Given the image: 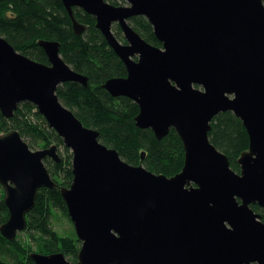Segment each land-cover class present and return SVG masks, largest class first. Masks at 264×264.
<instances>
[{"label":"water","instance_id":"obj_1","mask_svg":"<svg viewBox=\"0 0 264 264\" xmlns=\"http://www.w3.org/2000/svg\"><path fill=\"white\" fill-rule=\"evenodd\" d=\"M125 1L62 0L74 31H84L73 10L82 8L126 66L125 77L102 86L137 103V127L151 128L158 139L175 129L183 168L158 174L99 141L100 132L57 94L62 83L88 80L64 60L59 41H38L46 64L0 35L1 113L12 117L31 102L73 156V180L61 195L82 242L78 260L62 251L31 257L37 264H264V221L252 208H264V0ZM133 15L150 21L161 47L127 23ZM228 111L249 138L239 171L209 136L213 119ZM47 157L61 160L57 145L33 150L18 130L0 134V183L10 212L0 232L10 241L26 228L39 189L57 186Z\"/></svg>","mask_w":264,"mask_h":264},{"label":"trees","instance_id":"obj_2","mask_svg":"<svg viewBox=\"0 0 264 264\" xmlns=\"http://www.w3.org/2000/svg\"><path fill=\"white\" fill-rule=\"evenodd\" d=\"M107 1L120 4L118 0ZM73 10L75 18L87 26L79 34L72 28L71 16L62 0H0V35L17 51L46 64L49 63L48 57L38 41H59L60 54L64 60L74 70L88 76L87 84L71 81L59 85L57 94L63 104L84 125L98 130L101 142L117 149L127 162L134 165L143 163L151 171L168 176L177 174L181 171L185 158L179 134L171 129L167 136L158 139L151 129L136 126L138 105L127 97L112 96L102 86L110 77L126 76L124 63L96 27L95 17L78 7ZM10 16L13 18H9ZM130 22L144 39L162 46L145 17H135ZM113 30L124 41L118 24L114 25ZM211 125L210 140L229 156L232 168L239 171L237 159L249 147L248 134L242 120L228 111L218 114ZM10 130H18L22 137H28L31 148L35 146L36 140L43 148L56 143L68 153L60 151V162L45 159L57 186L39 189L36 204L27 216L25 240L17 238L10 241L0 233V264H37L31 257L32 252L50 254L60 251L69 260L77 262L81 241L75 232L58 231L51 219L54 209L69 216L60 186H69L73 180L71 150L31 102L21 103L12 117H5L0 111V134ZM4 196V189L0 184V225L9 218ZM252 208L262 215L264 221V208L258 204L252 205Z\"/></svg>","mask_w":264,"mask_h":264},{"label":"rangeland","instance_id":"obj_3","mask_svg":"<svg viewBox=\"0 0 264 264\" xmlns=\"http://www.w3.org/2000/svg\"><path fill=\"white\" fill-rule=\"evenodd\" d=\"M80 9H82V8H80ZM88 13V12H87ZM89 14V13H88ZM91 15V14H90ZM94 17V16H93ZM72 20V19H71ZM96 20V19H95ZM81 24L82 25H84L85 26V24H83L82 22H81ZM72 28H73V21H72ZM74 29V28H73ZM85 31V30H84ZM60 52H61V49H60ZM63 57V56H62ZM25 102H27V101H25ZM63 103V102H62ZM19 107V106H18ZM41 113V112H40ZM43 115V114H42ZM23 139H24V141H26L28 144L30 143V139L27 137V138H25V137H23ZM38 144H39V142H38ZM37 144V141L35 140V143H34V147L32 148L33 150H38V149H42L43 147H41V146H39ZM53 145H57L56 143H52V144H50V146L49 147H52ZM58 146V145H57ZM46 148H48V147H46ZM60 151L61 152H63V153H65V154H67L68 152H66L65 151V149H63V146H59L58 147V153L60 154ZM70 153H72L71 151H70ZM47 158H50V157H47ZM46 159V158H45ZM45 159H44V162H45ZM51 160H53L52 158H50ZM61 159V158H60ZM53 161H55V160H53ZM45 164H46V162H45ZM48 168V167H47ZM49 170V169H48ZM50 172V171H49ZM1 184V183H0ZM1 186H2V188L4 187L2 184H1ZM61 187H70V185L69 186H60V192H61ZM42 188H45V187H42ZM4 189V193H5V196H4V201H5V197H6V190H5V188H3ZM7 205V204H6ZM8 207V206H7ZM8 210H9V208H8ZM9 216H10V212H9ZM28 216V215H27ZM52 223L54 224V227L58 230V231H60V232H62V233H69L70 231H72V233L73 232H75L76 233V231H75V227H74V224H73V222H72V220H71V218H70V216H66V215H64V213L63 212H61V211H59V210H57V209H54L53 210V216H52ZM8 220V219H7ZM6 220V221H7ZM26 230H27V226H26V228L25 229H23V230H21V231H18L17 232V234H16V239L18 238L19 240H25L26 239V235H27V232H26ZM1 233V232H0ZM1 235H2V233H1ZM68 235V234H67ZM3 236V235H2ZM4 237V236H3ZM5 238V237H4ZM7 239V238H6ZM15 239V240H16ZM8 240V239H7ZM69 260V259H68ZM70 261H72V260H70Z\"/></svg>","mask_w":264,"mask_h":264},{"label":"bare ground","instance_id":"obj_4","mask_svg":"<svg viewBox=\"0 0 264 264\" xmlns=\"http://www.w3.org/2000/svg\"><path fill=\"white\" fill-rule=\"evenodd\" d=\"M107 1V0H106ZM107 2H109V1H107ZM118 2L120 3V4H114V5H129V3H127L125 0H118ZM109 3H111V2H109ZM111 4H113V3H111ZM86 12V11H85ZM92 15V14H91ZM93 16V15H92ZM140 16H143V17H145L144 15H133V16H131V17H128V18H126V21H127V23L134 29V27L132 26V24H131V20L133 19V18H135V17H140ZM95 17V16H94ZM146 18V17H145ZM95 19H96V17H95ZM147 19V18H146ZM78 20V19H77ZM148 20V19H147ZM79 21V20H78ZM149 21V20H148ZM80 22V21H79ZM81 23V22H80ZM96 23H97V19H96ZM149 23H150V21H149ZM115 24H118V22H116ZM114 22H113V25H112V27H114ZM151 24V23H150ZM96 25V24H95ZM119 25V24H118ZM152 25V24H151ZM120 26V25H119ZM97 27V26H96ZM153 27V26H152ZM87 28V26L85 25L84 27H83V29L85 30ZM121 30H122V28H121ZM135 30V29H134ZM153 30H154V28H153ZM114 31V30H113ZM136 31V30H135ZM137 32V31H136ZM137 33H139V32H137ZM155 33V32H154ZM140 34V33H139ZM122 35H123V38H124V41L126 42V39H125V37H124V34H123V30H122ZM141 35V34H140ZM104 36V35H103ZM117 36V35H116ZM118 37V36H117ZM141 37H142V35H141ZM105 38V37H104ZM143 38V37H142ZM119 39V38H118ZM144 39V38H143ZM144 40H146V39H144ZM159 40V39H158ZM107 41V40H106ZM121 42H123V43H125L124 41H122V40H120ZM147 41V40H146ZM160 41V40H159ZM148 42V41H147ZM161 42V41H160ZM108 43V42H107ZM150 43V42H149ZM126 44V43H125ZM152 44V43H151ZM162 44V43H161ZM108 45H109V43H108ZM154 45V44H153ZM110 46V45H109ZM156 46V45H155ZM111 47V46H110ZM159 47H161V46H159ZM113 49V48H112ZM113 51L115 52V50L113 49ZM115 54H116V52H115ZM117 55V54H116ZM118 56V55H117ZM119 57V56H118ZM120 58V57H119ZM134 59H137L136 57H133ZM121 59V58H120ZM123 62V61H122ZM124 63V62H123ZM125 65V64H124ZM126 67V66H125ZM127 70V69H126ZM127 75V74H126ZM116 77V76H115ZM125 77V76H124ZM110 78H112V77H110ZM109 78V79H110ZM108 80V79H107ZM106 80V81H107ZM105 81V82H106ZM68 82H71V81H68ZM78 82H80V81H78ZM104 82V83H105ZM80 83H83V84H85L84 82H80ZM87 83H88V80H87ZM86 83V84H87ZM103 83V84H104ZM62 84H64V83H62ZM61 85V84H60ZM107 90V89H106ZM108 91V90H107ZM109 92V91H108ZM110 93V92H109ZM111 94V93H110ZM112 95V94H111ZM113 96V95H112ZM115 97V96H114ZM117 97H126V96H117ZM127 98H129V97H127ZM129 99H131V98H129ZM132 100V99H131ZM133 101V100H132ZM136 103V102H135ZM137 104V103H136ZM139 107V106H138ZM135 124H136V122H135ZM145 129V128H144ZM147 129H151V128H147ZM152 130V129H151ZM175 130V129H174ZM98 131V130H97ZM153 131V130H152ZM100 134V133H99ZM181 138V137H180ZM182 140V139H181ZM99 141L101 142V140H100V138H99ZM102 143V142H101ZM104 144V143H103ZM65 145V144H64ZM104 145H106V144H104ZM107 146V145H106ZM110 148V147H109ZM249 148V147H248ZM113 149H115V148H113ZM117 150V149H116ZM72 152V151H71ZM119 152V151H118ZM143 153H145V152H143ZM120 154V153H119ZM59 156H60V158H61V155L59 154ZM121 156V155H120ZM121 158H122V156H121ZM142 158H143V154H142ZM145 158V157H144ZM143 158V159H144ZM123 159V158H122ZM185 159V158H184ZM123 160H125V159H123ZM61 161V160H60ZM59 161V162H60ZM126 161V160H125ZM127 162V161H126ZM129 163V162H128ZM131 164V163H130ZM142 165H144L143 163H141ZM132 165H134V164H132ZM138 165H140V164H138ZM184 165V164H183ZM145 166V165H144ZM147 168V167H146ZM183 168V167H182ZM148 169V168H147ZM150 170V169H149ZM182 170V169H181ZM180 172V171H179ZM156 173V172H155ZM158 174H164V173H158ZM169 177H171V176H169ZM56 184H57V182L55 181V180H53ZM82 243V242H81ZM82 245V244H81ZM81 249V248H80ZM67 258V257H66ZM68 259V258H67ZM73 262V261H72ZM74 263H76V262H74Z\"/></svg>","mask_w":264,"mask_h":264},{"label":"flooded vegetation","instance_id":"obj_5","mask_svg":"<svg viewBox=\"0 0 264 264\" xmlns=\"http://www.w3.org/2000/svg\"><path fill=\"white\" fill-rule=\"evenodd\" d=\"M125 42V41H124ZM125 43H127V41L125 42ZM46 53V52H45ZM47 55V54H46ZM48 57V56H47ZM120 59V58H119ZM49 60V59H48ZM121 60V59H120ZM49 64V63H48ZM54 179V178H53ZM4 188V187H3Z\"/></svg>","mask_w":264,"mask_h":264},{"label":"clouds","instance_id":"obj_6","mask_svg":"<svg viewBox=\"0 0 264 264\" xmlns=\"http://www.w3.org/2000/svg\"><path fill=\"white\" fill-rule=\"evenodd\" d=\"M9 18H13V17L10 16Z\"/></svg>","mask_w":264,"mask_h":264}]
</instances>
